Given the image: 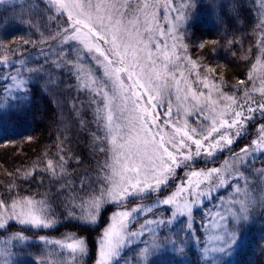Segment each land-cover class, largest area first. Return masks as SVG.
Masks as SVG:
<instances>
[{
  "label": "snow or ice",
  "instance_id": "6c2138e0",
  "mask_svg": "<svg viewBox=\"0 0 264 264\" xmlns=\"http://www.w3.org/2000/svg\"><path fill=\"white\" fill-rule=\"evenodd\" d=\"M254 4L246 79L230 85L204 63L221 41L190 37L201 13L240 21L239 0H0V32L35 37L0 38V115L28 106L39 82L64 123L54 152L0 181V264H25L34 241L37 264H85L87 236L39 233L97 225L108 207L93 264H228L264 220V0ZM69 121L90 139L91 170H69L83 163Z\"/></svg>",
  "mask_w": 264,
  "mask_h": 264
},
{
  "label": "trees",
  "instance_id": "16d2710c",
  "mask_svg": "<svg viewBox=\"0 0 264 264\" xmlns=\"http://www.w3.org/2000/svg\"><path fill=\"white\" fill-rule=\"evenodd\" d=\"M26 2L27 0H25V3ZM202 2L206 3V0H202ZM222 2L227 5L229 0H222ZM239 3L243 6L240 21L234 20L230 25H228L229 22L225 19L222 23L214 25L206 14L201 13L194 22V27L191 30L192 36H198L199 38L201 37L202 39L204 38L205 40H209L213 39L215 36H224L226 29L227 35L230 33H235L234 35L244 34L239 31H242V29L247 26H252L257 15L256 5L251 0H239ZM234 23L238 25V29L240 30H235ZM14 37H23L25 39L35 38L33 33L24 26L13 25L8 30L7 34L0 32V38L11 39ZM30 51L34 52L32 49H30ZM207 52L208 55H210L216 51H212L210 47L204 50V53ZM226 65L231 68L233 73H235L236 79H241L243 69L245 68L246 70L248 62H236L230 60ZM217 70H219V68ZM32 87L33 92L31 103L28 106L19 112H8L0 115V181L5 183L12 180V177H10L8 173L14 172L17 168H21L22 166H29L44 151H49V153L54 152L56 137L60 134V130L64 128V123H61L59 120L60 111L52 102L58 94L46 93L42 91L39 82L34 83ZM64 115L65 117H68L66 108L64 109ZM68 124L70 128V132L68 134L71 136L70 147L72 148L73 153L77 155V149H79L82 143H84L87 134L79 133L77 127L70 121ZM29 136L34 137V139L29 141L27 139ZM20 190L25 194L30 191L27 183L20 184ZM40 191L42 192L44 189L42 188ZM56 203L59 202L57 201ZM103 218L104 217H102L100 221ZM64 224L67 225L68 222L65 221ZM102 224H104V220L101 221V225ZM94 226L95 227H73L71 225L57 226L55 229L43 230L39 234H47L49 237H56L61 236V234L65 232L74 231L79 235L87 236L90 246V254L86 258L85 264H93L95 250L94 234L97 231L98 224ZM263 233L264 231L259 232L258 237L264 236ZM27 234L32 235L31 232ZM43 247L44 246L42 244L34 241L33 247L28 249L30 255L22 258L25 264H37L38 258L42 254ZM250 253L245 255L240 253V256L235 262L228 264H258L259 258L257 256L252 258ZM189 258L191 260V254L189 255ZM260 259L264 260V258L261 257Z\"/></svg>",
  "mask_w": 264,
  "mask_h": 264
},
{
  "label": "rangeland",
  "instance_id": "374dc122",
  "mask_svg": "<svg viewBox=\"0 0 264 264\" xmlns=\"http://www.w3.org/2000/svg\"><path fill=\"white\" fill-rule=\"evenodd\" d=\"M254 2V0H251ZM257 7V6H256ZM226 24V22H225ZM222 24V25H225ZM230 25V24H228ZM235 25V30H240L238 29V25ZM251 31H252V26L251 27H245L244 29H242V31L239 32H243L244 34L242 35H235L237 37V39H242V44L243 47L241 48L240 45H234L231 50L224 44V39L225 36H215L213 39L215 40H219L221 41L220 45L216 46L215 51L211 53L210 55H208L207 53H204L205 55V61L204 63L210 64L213 67H216L217 65H219V67H217V69L219 68V70H217V72H221L224 74V77L226 79V81L231 85V84H236L237 80L235 77V73H233V71L231 70V68H229L226 64L228 61L233 60V61H244L243 59H241L240 57L242 55L245 54L246 49L252 44V38H251ZM236 32V33H239ZM235 34V33H234ZM214 35V34H213ZM233 36V33L228 34L227 38L231 39ZM201 38V37H200ZM198 36H192L190 37L191 41L193 42V44L198 43L200 41L205 40L204 38L200 39ZM212 40V39H209ZM212 46H208L207 48H210ZM206 49V48H205ZM204 49V50H205ZM194 51H197L196 49H193ZM231 52H236L237 55L233 56L231 54ZM226 55V56H224ZM230 59V60H229ZM248 67L249 65H247L246 70L245 68L243 69V73H242V77L241 79H246V74L248 71ZM230 76V78H229ZM229 90V89H226ZM256 135V123L253 122V124L247 129V134L244 135L239 141L238 143H236L233 147L234 149H239V147L243 146L244 144H247L250 139L254 138ZM77 155H79L83 161V163L77 167V165H75L74 163H72L70 165V171L75 168L77 170V172L83 171L84 169H93L95 167V161L92 159V150L90 147V139L87 136L86 140H84V143H82L81 147L79 149H77ZM223 158V156H221V159ZM219 163V161H218ZM198 166H202V165H198ZM259 163H257V167H259ZM116 209L114 207H108L107 211L104 212L103 216L104 217L101 221L104 220V224L101 225V221L98 223V228L97 231L94 234V240H96V238L98 237V235L100 234V231L103 227H105L107 221H108V217L109 214L112 211H115ZM101 217V218H102ZM262 225H264V220H258L255 227L252 229V231L248 234V236L246 237V243L245 245L236 253L234 254L230 259L228 263L231 262H235L238 257L240 256V253L242 254H247L250 253V255L252 256V258H255L256 256L259 258L258 259V264H264V260H261V258H264V251H262V249H264V241L261 240V237H258V233L261 232L262 230ZM89 227H95L94 225H88ZM19 227V226H17ZM66 233V232H65ZM264 234V233H263ZM41 235H47V234H41ZM62 235V234H61ZM51 236V235H50ZM61 236H56V237H50V238H60ZM93 241V240H92ZM38 243H40L39 241H37ZM41 244V243H40ZM195 251V250H194ZM249 256V255H246ZM23 258V257H22ZM188 262L189 264H193V254H191V260L188 257ZM262 262V263H261ZM169 264V260L167 258H165L164 260L161 261V264Z\"/></svg>",
  "mask_w": 264,
  "mask_h": 264
}]
</instances>
